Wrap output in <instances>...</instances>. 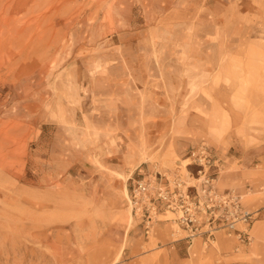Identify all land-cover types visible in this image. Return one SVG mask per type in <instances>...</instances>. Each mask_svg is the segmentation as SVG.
I'll list each match as a JSON object with an SVG mask.
<instances>
[{
	"label": "rangeland",
	"instance_id": "obj_1",
	"mask_svg": "<svg viewBox=\"0 0 264 264\" xmlns=\"http://www.w3.org/2000/svg\"><path fill=\"white\" fill-rule=\"evenodd\" d=\"M176 49L190 62L180 71L190 95L171 119L195 145L184 157L165 152L161 166L148 158L138 172L175 169L194 184L189 154L202 145L214 177L211 149L234 171L264 170V0H0V264H264V241L252 234L264 202L247 209L249 241L215 233L232 241L226 248L215 237L194 246L198 236L170 213L149 235L138 224V234L123 208L120 183L130 181L109 170L134 166L138 152L117 146L130 111L106 96L130 90L133 78L140 85V64L176 74ZM239 154L240 164L231 158ZM263 189L232 191L244 206L264 200Z\"/></svg>",
	"mask_w": 264,
	"mask_h": 264
},
{
	"label": "crops",
	"instance_id": "obj_2",
	"mask_svg": "<svg viewBox=\"0 0 264 264\" xmlns=\"http://www.w3.org/2000/svg\"><path fill=\"white\" fill-rule=\"evenodd\" d=\"M170 14H172L171 11H168L165 17H170ZM187 47L190 50L191 47ZM183 48L178 47V49ZM178 49H176L174 51V54L172 55V58L177 60L175 65L176 68H178V72H176V74L171 73L173 70L169 68V65H167V68L166 65H163L165 66L163 69L156 68V66L148 69L146 65L140 64L139 67L144 70L143 72H141L143 75L136 74V77L142 75L140 79V85L138 84L139 79L133 78L130 90H119V93L118 91H115L114 95L106 96L107 98L113 97V103L115 104L117 103L116 98L121 97L120 101H122V103L120 102V104L123 107L126 106L128 108V111H130V115L128 116V124L125 125L126 128L129 125V128H127L129 131L128 133L126 132L127 134H120L119 136L117 135L115 137L117 139L116 142L118 143L117 146H120L121 151H123L128 145L130 146L131 151L138 152L137 154L135 153V155H132V159L135 162L134 166L130 167L129 169L123 167L121 169L115 168L113 170H109L110 172L126 176V180L130 181L128 182V184H125L124 182L120 183L121 186L119 191L120 195L122 196L121 202L124 206L123 208H127L129 206V191L136 179L140 180L142 178L153 176L155 174L167 175V172L161 173L157 170H154V172L150 171L148 172V174L142 172V170L138 172V168H140V166L145 163L146 159L151 157L153 159L157 158L159 159V166H161V162L163 161V155L165 152H173V154L177 156L184 157L187 154L188 148L195 145V139L189 138L190 133L187 131L189 127L186 124L178 127L175 125L174 118L171 119V113L173 112V110H176V107L179 108V106H181L179 104H182L183 101L185 102V100L190 95L188 81L185 76H183V73L180 72L183 69L184 71L191 70L190 68L187 69L185 67L189 59L186 56V59L184 60L185 62L183 61L181 63L179 61V56L183 55V52L181 53ZM151 64L156 63L151 62ZM179 65L180 67H178ZM139 67L137 68V70L140 72ZM176 68L174 70H176ZM198 72L201 71L199 70ZM207 72L205 73L204 71L205 74H207ZM212 90L213 92H215V89ZM201 97L202 94L197 91L195 103H197V106H199L201 109H205L206 103L205 100H201ZM105 103H108V101H106ZM120 111L122 112L123 109L121 108ZM127 135L129 136V139H127ZM210 152L212 155V159L216 160V169L213 168L212 171L217 174L215 179L216 188L219 192L235 190L237 193L243 196L245 195L247 190H250V188L252 189L257 186L263 189V169L259 167V169L245 167L243 168V170L234 171L233 162H230L228 158L224 159L223 157H221L219 155L220 153L217 150L213 151L211 149ZM246 156L247 155L239 154L238 157L231 156V158H233L240 164L244 162ZM259 156L260 154L257 157ZM146 167L147 169H149L148 166ZM155 167L157 166L154 165L153 168L155 169ZM176 167L178 166L176 165ZM118 170H121V172H118ZM186 171L189 173V170ZM168 173H170L168 175H174L175 173H178V171L174 169L172 171H169ZM258 173L260 174V177L263 175L261 179H259ZM252 175H254V177ZM263 202V198H253L250 200H246L244 207L246 209L254 210L257 209V207H259ZM131 218L135 223L133 225V229L134 227H136L135 231L138 234L142 233L141 227L138 225L139 223L135 221L132 216ZM160 226H162L161 228L163 230H167L168 228L166 223L160 224ZM252 234L257 246L261 245V243L264 241V215L253 226ZM160 235V231H157L155 238H160ZM214 237V240L217 239L220 246L224 248L229 247L232 244V241L230 240L224 241L217 236ZM199 240L202 242L205 241L203 237L198 236L194 238V246L195 242H199L200 244ZM191 248H194L193 245L191 246ZM256 248H252L251 253H254Z\"/></svg>",
	"mask_w": 264,
	"mask_h": 264
},
{
	"label": "built area",
	"instance_id": "obj_3",
	"mask_svg": "<svg viewBox=\"0 0 264 264\" xmlns=\"http://www.w3.org/2000/svg\"><path fill=\"white\" fill-rule=\"evenodd\" d=\"M189 158L199 167L196 177L188 173L197 181L194 184L178 173L155 174L133 182L128 204L144 233L149 235L160 221L158 217L170 213V221L188 232L189 237L202 236L209 242L216 232L224 231L241 242L249 241L248 228L255 214L243 206L242 197L235 191L217 190L208 148L198 147Z\"/></svg>",
	"mask_w": 264,
	"mask_h": 264
},
{
	"label": "bare ground",
	"instance_id": "obj_4",
	"mask_svg": "<svg viewBox=\"0 0 264 264\" xmlns=\"http://www.w3.org/2000/svg\"><path fill=\"white\" fill-rule=\"evenodd\" d=\"M15 95H16V94H15ZM11 100H12V99H11ZM71 243H72V242H71ZM51 246H53V245H51ZM54 247H55V246H54ZM47 252H48V251H47ZM50 252H51V251H50ZM51 253H52V252H51ZM51 253H50V254H51ZM48 254H49V253H48ZM52 254H53V253H52ZM57 254H58V253H57ZM58 255H59V254H58ZM55 256H56V254H55ZM62 262H63V261H62Z\"/></svg>",
	"mask_w": 264,
	"mask_h": 264
}]
</instances>
